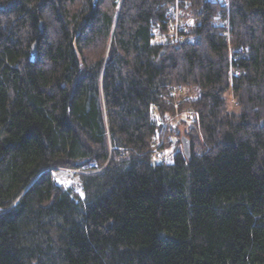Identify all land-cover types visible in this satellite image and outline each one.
<instances>
[{
  "label": "trees",
  "instance_id": "trees-1",
  "mask_svg": "<svg viewBox=\"0 0 264 264\" xmlns=\"http://www.w3.org/2000/svg\"><path fill=\"white\" fill-rule=\"evenodd\" d=\"M176 3L0 0V264H264V0H180L168 44Z\"/></svg>",
  "mask_w": 264,
  "mask_h": 264
},
{
  "label": "built area",
  "instance_id": "built-area-1",
  "mask_svg": "<svg viewBox=\"0 0 264 264\" xmlns=\"http://www.w3.org/2000/svg\"><path fill=\"white\" fill-rule=\"evenodd\" d=\"M180 0L169 9L167 31L164 35V42L168 44H178L187 38L190 27L194 26L195 19L187 14V9L180 6ZM230 0H218V3L228 5ZM189 5L188 1L185 6ZM233 75H240L239 69H234ZM192 94L188 92L183 84H177L168 89L167 92L159 94V98L166 101L174 109V112L167 115L162 121V134L152 144V150L156 161L166 160L168 152L171 151L176 144V134L179 124L185 118L187 123L193 124L198 119V111L192 104ZM158 105L152 104V109L157 112ZM167 137V139H165ZM170 144L167 148L163 146L165 142Z\"/></svg>",
  "mask_w": 264,
  "mask_h": 264
},
{
  "label": "rangeland",
  "instance_id": "rangeland-1",
  "mask_svg": "<svg viewBox=\"0 0 264 264\" xmlns=\"http://www.w3.org/2000/svg\"><path fill=\"white\" fill-rule=\"evenodd\" d=\"M56 172H63L64 173V176H62L63 180L62 179L59 180V178L56 175ZM52 174H53L54 179L56 180V182L59 185H62L66 188H72L73 190L78 192L80 195L83 194L79 169L61 167V168L53 170Z\"/></svg>",
  "mask_w": 264,
  "mask_h": 264
},
{
  "label": "water",
  "instance_id": "water-1",
  "mask_svg": "<svg viewBox=\"0 0 264 264\" xmlns=\"http://www.w3.org/2000/svg\"><path fill=\"white\" fill-rule=\"evenodd\" d=\"M181 141L184 153L190 158V140L187 137L182 136Z\"/></svg>",
  "mask_w": 264,
  "mask_h": 264
},
{
  "label": "bare ground",
  "instance_id": "bare-ground-1",
  "mask_svg": "<svg viewBox=\"0 0 264 264\" xmlns=\"http://www.w3.org/2000/svg\"><path fill=\"white\" fill-rule=\"evenodd\" d=\"M56 175H57V177L59 178V180H61L63 177L62 176H64V173L63 172H56ZM65 179V178H64ZM63 180V179H62ZM65 182V181H64Z\"/></svg>",
  "mask_w": 264,
  "mask_h": 264
}]
</instances>
